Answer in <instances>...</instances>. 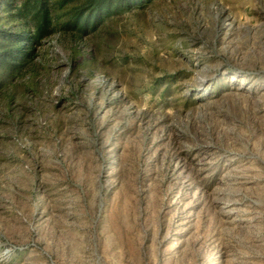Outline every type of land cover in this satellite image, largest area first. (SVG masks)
I'll use <instances>...</instances> for the list:
<instances>
[{
    "label": "rangeland",
    "instance_id": "obj_1",
    "mask_svg": "<svg viewBox=\"0 0 264 264\" xmlns=\"http://www.w3.org/2000/svg\"><path fill=\"white\" fill-rule=\"evenodd\" d=\"M0 264H264V0H0Z\"/></svg>",
    "mask_w": 264,
    "mask_h": 264
},
{
    "label": "trees",
    "instance_id": "obj_2",
    "mask_svg": "<svg viewBox=\"0 0 264 264\" xmlns=\"http://www.w3.org/2000/svg\"><path fill=\"white\" fill-rule=\"evenodd\" d=\"M37 30L39 31V33L42 31V26H38Z\"/></svg>",
    "mask_w": 264,
    "mask_h": 264
}]
</instances>
